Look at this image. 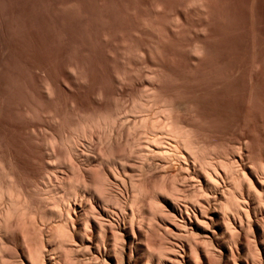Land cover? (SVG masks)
Instances as JSON below:
<instances>
[{
	"label": "rangeland",
	"instance_id": "obj_1",
	"mask_svg": "<svg viewBox=\"0 0 264 264\" xmlns=\"http://www.w3.org/2000/svg\"><path fill=\"white\" fill-rule=\"evenodd\" d=\"M140 100L157 119L158 106L176 105L209 149L264 162V0H0V159L35 212L61 192L64 140L83 123L119 113L112 134L81 140L80 155L101 153L115 137L134 149L147 141L142 128L126 131ZM110 206L119 221L135 218L147 230Z\"/></svg>",
	"mask_w": 264,
	"mask_h": 264
},
{
	"label": "bare ground",
	"instance_id": "obj_2",
	"mask_svg": "<svg viewBox=\"0 0 264 264\" xmlns=\"http://www.w3.org/2000/svg\"><path fill=\"white\" fill-rule=\"evenodd\" d=\"M175 106H156L157 119L146 113L147 102L135 103L132 112L139 115L126 131L142 128L147 134L135 149L133 139L125 146L127 132V138L118 133L124 146L115 137L118 145L80 155L81 140L94 130L110 134L119 113L102 112L83 123L64 140L69 174L59 176L61 192L36 212L32 196L0 159V264H264V162L209 149ZM134 159L140 175L132 170ZM152 170L157 179H149ZM114 180L128 190L127 198ZM112 202L124 219L130 211L147 230L136 228L135 218L119 221ZM46 221L48 228L42 227ZM101 247L106 250L98 260Z\"/></svg>",
	"mask_w": 264,
	"mask_h": 264
}]
</instances>
